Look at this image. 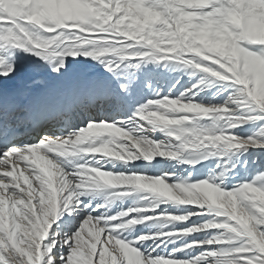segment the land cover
I'll return each mask as SVG.
<instances>
[{"label": "snow or ice", "instance_id": "obj_1", "mask_svg": "<svg viewBox=\"0 0 264 264\" xmlns=\"http://www.w3.org/2000/svg\"><path fill=\"white\" fill-rule=\"evenodd\" d=\"M0 264H264V0H0Z\"/></svg>", "mask_w": 264, "mask_h": 264}]
</instances>
